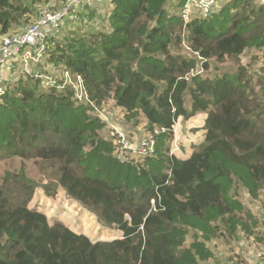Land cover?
Instances as JSON below:
<instances>
[{"label":"trees","instance_id":"trees-1","mask_svg":"<svg viewBox=\"0 0 264 264\" xmlns=\"http://www.w3.org/2000/svg\"><path fill=\"white\" fill-rule=\"evenodd\" d=\"M36 1L0 0V36L24 15L26 22ZM183 1L94 0L92 7L83 1L84 9H72L67 20L78 24L75 30L61 34L62 22L49 32L39 61L28 62L54 84L34 79L22 63L5 78L0 160L31 158L52 169L56 186L121 235L93 241L50 224L44 212L28 207L35 183L22 163L0 183V264H202L219 252L212 239L229 243L237 232L254 233L256 218L235 188L253 197L264 188V106L244 66L202 77L192 73L197 59L171 46L181 45L185 31L204 69L210 58L264 49V2L232 0L184 24ZM95 18L105 28H92ZM65 71L82 78L94 107L76 100L69 85L57 88ZM109 98L127 121L145 120L155 139L152 154L137 162L116 158L115 140L101 134L96 111ZM198 112L206 113L204 139L189 159H180L167 143L177 119Z\"/></svg>","mask_w":264,"mask_h":264},{"label":"rangeland","instance_id":"rangeland-1","mask_svg":"<svg viewBox=\"0 0 264 264\" xmlns=\"http://www.w3.org/2000/svg\"><path fill=\"white\" fill-rule=\"evenodd\" d=\"M258 2H264L259 0ZM48 3V4H47ZM64 0H37L34 5V11L27 14L29 19L25 22L26 16H22L18 24H14L9 33H16L21 30L26 24L36 22L40 18V12L45 9V5L53 4L55 7L60 8ZM175 2L173 3L174 6ZM173 7H170L172 9ZM233 8H228L221 12L220 16H228ZM36 10V11H35ZM40 11V12H39ZM68 18H63L64 25L59 30L61 34H67L75 30L78 24L67 21ZM93 28H98L93 25ZM106 25L103 27L105 28ZM181 36L185 39L177 46H171L173 53L180 52L186 56H192L197 59V67L192 73H199L202 77H210L216 73L222 74L232 72L237 69V66H244L247 72L246 78H249L251 85L254 87L257 102L264 106V49H249L239 57L230 58L224 57L223 60L217 61L214 58L208 59V68L202 67L203 59L197 54H194L189 47L185 31L181 30ZM185 34V36H183ZM60 36V34H57ZM239 64V65H238ZM30 70L34 69V65L29 67ZM10 74L7 73L6 78ZM245 78V79H246ZM186 105L190 109V101L186 98ZM99 118L104 122V126L100 129L101 134L109 139L114 138L117 130L130 129L133 131L134 138L137 137L134 132L139 136H152L145 128V120L137 116L132 121H127L124 112L116 107L113 100L106 99L103 104L98 107L97 111ZM205 112H198L189 117H179L174 125V136L168 141L170 150L173 147L178 148L174 152L183 160L190 158L195 146L199 145L204 139L205 135ZM176 134V136H175ZM175 137V138H174ZM154 138V137H153ZM155 140V139H154ZM176 144V146H175ZM171 151V153H174ZM134 155L133 162L142 160L141 157ZM23 163V164H22ZM24 165L25 173L27 176L34 180L35 188L28 207L41 210L47 216L50 224L60 222L75 232L87 235L91 240H110L119 237L121 232L114 226H106L103 224L96 214L89 211L80 203L67 195L61 186H56L55 176H53L52 169H43L33 159H25L21 161L18 157L3 158L0 160V183L3 181L5 171L17 172L20 166ZM6 186L10 188H18L19 185L15 182H6ZM236 193L243 205L253 214L256 218L257 226L254 233L245 235L243 232H237L236 236L230 238L229 243L224 242V238L212 239L210 246L213 250L221 251L220 256L225 262H232L233 264H259L264 261V188L259 190L258 196H251L247 189L237 185L235 188ZM15 197V196H14ZM15 199V198H13ZM249 221V220H248ZM191 234L186 239V246L191 242ZM216 245H215V244ZM219 262L218 254H215L208 264H217ZM203 264V263H202Z\"/></svg>","mask_w":264,"mask_h":264},{"label":"built area","instance_id":"built-area-1","mask_svg":"<svg viewBox=\"0 0 264 264\" xmlns=\"http://www.w3.org/2000/svg\"><path fill=\"white\" fill-rule=\"evenodd\" d=\"M82 2L83 0H64L63 5L58 10L45 8L40 12V18L36 22L26 24L16 33L0 36V95L4 92L2 84L7 73L10 74V71L20 69L18 68L20 63L23 64L21 69L30 73L34 79H43L46 84L55 83L56 80L52 75L30 70L28 62L39 61L45 51V42L49 32L60 26L63 18H73L74 15L71 12L76 7H81ZM230 2L232 0H184L180 6V18L184 24L194 17L207 18L219 12L221 8ZM62 81V85L57 88L61 89L69 85V88L74 91L76 100L88 103L92 107L95 106L88 96L80 76L77 75L73 78L65 71ZM96 111H98V108ZM174 133L175 130H173ZM114 140L116 144L115 156L121 162L133 161L135 159L133 158L134 155L142 157L154 152L155 140L152 136H142L137 142H133L125 132L117 130ZM177 149L173 147L171 151L174 152ZM259 264H264V261Z\"/></svg>","mask_w":264,"mask_h":264},{"label":"crops","instance_id":"crops-1","mask_svg":"<svg viewBox=\"0 0 264 264\" xmlns=\"http://www.w3.org/2000/svg\"><path fill=\"white\" fill-rule=\"evenodd\" d=\"M83 1H85V4H88V5H90L91 7H92L93 2H94V0H83ZM103 7L105 8V10H106L107 8H110V7L108 6V3L105 4V6H103ZM80 8H82V9H80ZM80 8H79V7H76L75 10H83V9H84L83 6H81ZM96 8H98V7H96ZM92 23H94V24H93L94 26H97L98 28H101V27H103V26L105 25L106 21H103V22H102V20H100V19H98V18H95V21H93ZM91 26H92V25H91ZM92 28H93V27H92ZM98 28H95V29H98ZM180 118H181V117H180ZM178 119H179V118H178ZM178 119H177V120H178ZM175 124H176V123H175ZM121 131H123V132H128L129 134H132V137L134 136L133 131H131L129 128H128V129H122ZM134 133H135V135L137 136V137H135L134 139L138 141V139H139L141 136H139L137 132H134ZM175 136H176V134H175ZM132 140H133V138H132ZM137 141H136V142H137ZM177 151H178V150H177ZM177 151H176V152H177ZM176 152H174V154H175L178 158L181 159V157H179V156L176 154ZM216 254H218V256H219V262H218L217 264H233L232 262H225V261L222 259V257L220 256L221 251L216 252ZM209 261H210V260H209ZM209 261H208V262H205V263H203V264H208Z\"/></svg>","mask_w":264,"mask_h":264}]
</instances>
